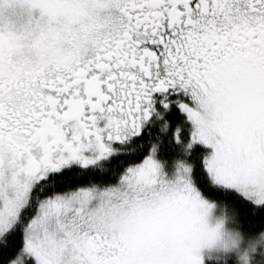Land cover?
<instances>
[{"label":"snow or ice","instance_id":"6c2138e0","mask_svg":"<svg viewBox=\"0 0 264 264\" xmlns=\"http://www.w3.org/2000/svg\"><path fill=\"white\" fill-rule=\"evenodd\" d=\"M0 264H264V0H0Z\"/></svg>","mask_w":264,"mask_h":264}]
</instances>
